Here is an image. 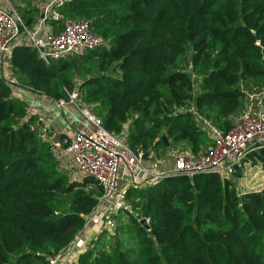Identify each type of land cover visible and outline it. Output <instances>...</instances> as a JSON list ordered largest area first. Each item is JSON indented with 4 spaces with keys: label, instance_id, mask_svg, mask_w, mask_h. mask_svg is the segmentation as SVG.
<instances>
[{
    "label": "trees",
    "instance_id": "obj_1",
    "mask_svg": "<svg viewBox=\"0 0 264 264\" xmlns=\"http://www.w3.org/2000/svg\"><path fill=\"white\" fill-rule=\"evenodd\" d=\"M16 8L28 25L40 15ZM58 10L87 20L106 44L48 63L20 44L9 58L13 84L0 70V264H43L63 252L103 195L94 178L58 170L50 138L14 87L59 100L73 87L72 71L89 76L83 101L148 159L182 141L199 154L212 141L190 109L212 113L228 131L246 97L241 85H264V0H68ZM185 54L200 76L197 94L193 73L180 67ZM250 158L264 170V149ZM241 173L128 186L113 230L102 229L72 264H264V186L239 193Z\"/></svg>",
    "mask_w": 264,
    "mask_h": 264
},
{
    "label": "built area",
    "instance_id": "obj_2",
    "mask_svg": "<svg viewBox=\"0 0 264 264\" xmlns=\"http://www.w3.org/2000/svg\"><path fill=\"white\" fill-rule=\"evenodd\" d=\"M65 2L47 0L37 20L28 25L16 5L10 0H2L1 73L6 67L9 68L10 54L16 45L31 47L39 59L48 63L106 44L101 35L90 30L87 20L65 17L60 13L58 7ZM76 95H69V103L78 108L86 127L63 134L56 140L50 139V142L59 164L68 162L77 178L90 176L102 186L103 195L96 209L109 202L120 179H125L126 186H142L157 182L169 174L191 177L197 173H214L220 178H233L237 172L252 166L250 155L264 149V85L257 92L246 94L242 110L228 131L205 119H198L199 114L191 108L212 143L197 155H178L169 171H158L147 166L146 160L141 158L142 154L135 153L126 144L124 133L115 135L104 129L100 119L88 107L74 102ZM41 137L46 138L43 133ZM63 252L48 258L43 264H61Z\"/></svg>",
    "mask_w": 264,
    "mask_h": 264
},
{
    "label": "crops",
    "instance_id": "obj_3",
    "mask_svg": "<svg viewBox=\"0 0 264 264\" xmlns=\"http://www.w3.org/2000/svg\"><path fill=\"white\" fill-rule=\"evenodd\" d=\"M12 94L27 103L29 114L38 117V123L41 125L42 133L46 138L56 140L62 134H69L73 130L86 127L84 117L79 113L75 104L69 103V101L54 100L19 87H14ZM233 117L234 119L237 117L236 113ZM146 165L156 170L153 164L146 163ZM124 180L120 179L118 181L116 191H119L121 186L127 185ZM262 184H264V170L260 164L245 169L243 175L236 181V187L241 193L258 191L260 189H257V186ZM241 188L244 189L241 190ZM109 210L110 202H106L86 217L84 227L68 248L64 250L60 259L61 264H72L76 261L78 255L86 249L89 242L101 231L102 224L109 215ZM113 215L111 213L110 217L112 218Z\"/></svg>",
    "mask_w": 264,
    "mask_h": 264
},
{
    "label": "rangeland",
    "instance_id": "obj_4",
    "mask_svg": "<svg viewBox=\"0 0 264 264\" xmlns=\"http://www.w3.org/2000/svg\"><path fill=\"white\" fill-rule=\"evenodd\" d=\"M14 5H18V6H27L30 5L32 7H36L38 9V12L40 13L43 5L45 4V2L47 0H10ZM2 3V0H0V4ZM85 55H88V53H86ZM182 63L180 64V67H182L183 69H186L189 73H193V93L197 94L199 92V83H200V76L197 74V72H193L191 71L190 68V61H189V55L185 54L182 59H181ZM186 61V62H184ZM3 73V77L4 79L9 82L10 84H13V77L11 75L10 72V68L4 69ZM72 75L70 76V80L72 82V89L71 90H66L68 97L67 98H62V100L64 101H69L70 97L69 95L76 93V97L74 99V102L77 105H84L86 107H90L88 103H85L81 97V89H80V85L83 83V80L87 79V76H82L81 72H75L72 71L71 72ZM262 87L261 82H256V81H248V82H244L241 85V88L244 89V97L246 94L248 93H252V92H257L258 90H260V88ZM244 99V98H243ZM193 107L194 106V102H190V104H188L187 106H184L183 108L180 109H186L189 107ZM78 110V109H77ZM242 108L239 109L236 112V116L240 114ZM79 111V110H78ZM80 113V112H79ZM210 113V112H209ZM205 119L207 121H209L212 125L218 126L217 124H214L212 122V118H213V114L210 113L209 116H206V114L202 113L199 114L198 119ZM208 118V119H207ZM234 117L232 118L233 121ZM219 124V123H218ZM219 127V126H218ZM208 134V133H207ZM210 143H204L203 146V150H207V148L209 147ZM190 150L189 147L187 145L186 142H177V143H172L167 150H158V151H153V153L149 154L148 159H146L147 164H153L154 168H156V170H164V171H169L172 169L173 164H174V160L175 158L180 155V154H189ZM143 155V154H142ZM58 162V161H57ZM260 164V163H256ZM254 165H252L253 167ZM57 168L58 170L63 173L64 175H66V177L69 180H79L81 181L83 179V177L77 178L76 175L74 174V168L68 163V162H63L61 164H59V162L57 163ZM243 175V172L241 173V176ZM240 176V177H241ZM238 177L236 179V181L240 178ZM155 183V181L153 182ZM258 185V184H257ZM264 184H262L261 186H257V189H262ZM127 188V186L123 185L120 187L119 191H115L114 194L110 197L109 202H110V210H109V215H107L105 221L102 224V229H108L109 231L113 230V227L115 225V220L112 219L110 217V214H115L117 213L118 208L122 207V206H127V204L123 201V192L125 190V188ZM244 188H241V190H243ZM239 191V190H238ZM239 193H241L239 191ZM111 218V220H110ZM101 229V230H102Z\"/></svg>",
    "mask_w": 264,
    "mask_h": 264
},
{
    "label": "water",
    "instance_id": "obj_5",
    "mask_svg": "<svg viewBox=\"0 0 264 264\" xmlns=\"http://www.w3.org/2000/svg\"><path fill=\"white\" fill-rule=\"evenodd\" d=\"M66 1H68V0H66ZM42 16V15H41ZM161 139L164 141V143H165V145L167 146L168 145V141H167V138L164 136V135H162L161 136ZM143 160H146V158H147V153H144L143 155H142V157H141ZM264 186V185H263ZM263 188V187H262ZM140 223L145 227V228H148L149 227V225H148V220L146 219V218H142L141 220H140Z\"/></svg>",
    "mask_w": 264,
    "mask_h": 264
}]
</instances>
